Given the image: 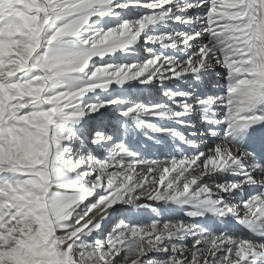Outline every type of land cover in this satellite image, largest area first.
<instances>
[{"label": "snow or ice", "instance_id": "1", "mask_svg": "<svg viewBox=\"0 0 264 264\" xmlns=\"http://www.w3.org/2000/svg\"><path fill=\"white\" fill-rule=\"evenodd\" d=\"M0 264H264V0H0Z\"/></svg>", "mask_w": 264, "mask_h": 264}]
</instances>
